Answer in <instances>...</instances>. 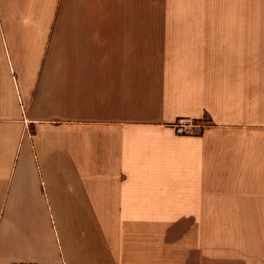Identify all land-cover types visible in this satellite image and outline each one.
<instances>
[{"label":"crops","instance_id":"crops-1","mask_svg":"<svg viewBox=\"0 0 264 264\" xmlns=\"http://www.w3.org/2000/svg\"><path fill=\"white\" fill-rule=\"evenodd\" d=\"M0 264H264V0H0Z\"/></svg>","mask_w":264,"mask_h":264},{"label":"built area","instance_id":"built-area-1","mask_svg":"<svg viewBox=\"0 0 264 264\" xmlns=\"http://www.w3.org/2000/svg\"><path fill=\"white\" fill-rule=\"evenodd\" d=\"M196 124L190 120L178 119L172 124V128L177 135H189L193 132Z\"/></svg>","mask_w":264,"mask_h":264}]
</instances>
